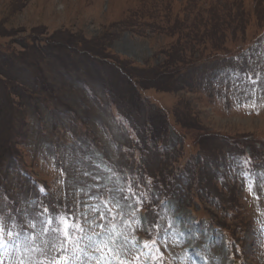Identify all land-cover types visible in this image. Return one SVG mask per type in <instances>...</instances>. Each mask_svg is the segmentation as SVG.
<instances>
[{
    "label": "rangeland",
    "instance_id": "1",
    "mask_svg": "<svg viewBox=\"0 0 264 264\" xmlns=\"http://www.w3.org/2000/svg\"><path fill=\"white\" fill-rule=\"evenodd\" d=\"M0 85L19 162L0 158L9 224L49 209L62 231L92 236L101 229L86 212L138 244L148 232L155 264H264V0H0ZM149 176L165 182L145 200ZM97 184L106 207L94 214L81 201L99 203ZM113 188L132 193L123 214ZM42 240L27 264L55 261ZM86 244L62 258L147 264L141 247L114 256L107 237L100 253Z\"/></svg>",
    "mask_w": 264,
    "mask_h": 264
},
{
    "label": "snow or ice",
    "instance_id": "2",
    "mask_svg": "<svg viewBox=\"0 0 264 264\" xmlns=\"http://www.w3.org/2000/svg\"><path fill=\"white\" fill-rule=\"evenodd\" d=\"M95 187L96 194L93 195L92 190L90 189L88 196L90 199L96 200L99 203L89 205L86 202L81 201L82 207L90 209L94 214L100 211L102 205L106 207L104 202L100 201V195L104 191L103 186L97 184ZM81 191L83 190L81 189ZM107 191L109 195L108 202L114 204L118 212L123 214L126 208L133 207V205L128 204L129 197L132 195L131 192H129L128 195H125L124 189L122 188L107 189ZM49 212V209L34 211L29 217H27L30 222L24 225H20L16 220H12L11 224H9L6 218L0 217V249H3L5 252L12 249L14 254H16V264H27L23 259L24 253H28L29 251L43 252V249L36 246L37 235L43 236L42 243L45 248L54 249L57 254L55 261H51L49 264H69L68 258H62V255L63 257H68L69 255L68 245L71 244L73 246L74 252H83L84 248L77 246L85 239L87 240L85 247L94 249L97 253H100L101 249L98 245L105 239V237H107V252L109 255L114 256L127 253L130 248L140 247V245L134 240H130L128 237L122 236L120 233L109 234L105 230L103 224H97L94 219L90 220L86 212L81 213L84 218V223H90L92 226L101 229L100 232H94L92 236H86L84 228L75 229L71 224L67 225L62 231L57 217L49 215ZM77 218L78 217L73 216V222ZM65 219H67V217H65ZM101 219H105V217H101ZM37 227L40 228L39 233L36 232ZM18 228L20 231H17ZM73 232H77L78 236L75 239H70ZM153 244H155V241H153ZM143 247L147 248L149 245L145 244ZM85 255H87V253H85ZM137 258H139V256ZM0 264H4L3 253H0ZM41 264H44V262H41ZM98 264H111V261H105L104 256L101 255ZM117 264H124V262L118 261Z\"/></svg>",
    "mask_w": 264,
    "mask_h": 264
},
{
    "label": "trees",
    "instance_id": "3",
    "mask_svg": "<svg viewBox=\"0 0 264 264\" xmlns=\"http://www.w3.org/2000/svg\"><path fill=\"white\" fill-rule=\"evenodd\" d=\"M132 81V83L134 82V80H131ZM134 84V83H133ZM0 87L2 88V85H0ZM6 87L7 86H4V88H2V89H5V94L3 93V91L2 90H0V96L2 97V99H3V101H2V103L3 104H5V105H9V103H11V102H7V100L6 99H8L9 100V95H7L6 94ZM181 123V122H180ZM8 124H9V122H8ZM7 124H5V125H3V126H0V158H2V160L4 159V158H6L7 157V155H8V153H13V152H11V148H12V144L7 140V135L10 133V130H9V125H7ZM3 131H4V133H3ZM150 133L152 134V136H153V133H152V131L150 130ZM4 134V135H3ZM153 142H154V138H153ZM13 154H15V152L13 153ZM13 154H10L9 155V157H11ZM6 156V157H5ZM15 157H14V161L16 162V163H19L18 162V160H17V155L15 154L14 155ZM170 161H172L173 163H175V165H177L176 164V162H178L179 160H173V159H170V158H167V160L165 161L167 164L168 163H170ZM176 161V162H175ZM173 165V164H172ZM172 167V166H171ZM180 167L182 168V165L181 164H178V169H180ZM178 169H176L175 168V171L172 173V175L173 176H175L176 174H177V171H178ZM181 172V171H180ZM173 178H175V177H173ZM172 179V178H171ZM171 179H169V180H171ZM153 181L154 182H157V187H158V189L162 186V185H164V182H165V180L163 179V178H160L158 181H156V180H154L153 179ZM172 181V180H171ZM171 184V183H170ZM0 185L2 186V184L0 183ZM171 185H173V184H171ZM3 187V186H2ZM160 190V189H159ZM169 191H171V189H170V187H168L164 192H165V194H167L168 195V192ZM165 194H163L164 196H166Z\"/></svg>",
    "mask_w": 264,
    "mask_h": 264
}]
</instances>
